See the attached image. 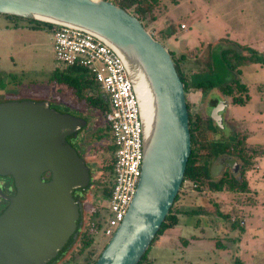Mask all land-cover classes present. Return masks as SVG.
I'll use <instances>...</instances> for the list:
<instances>
[{"label": "rangeland", "instance_id": "obj_1", "mask_svg": "<svg viewBox=\"0 0 264 264\" xmlns=\"http://www.w3.org/2000/svg\"><path fill=\"white\" fill-rule=\"evenodd\" d=\"M156 11L157 20L153 24L145 20L144 26L159 37V29L175 24L176 32L160 40L176 57L184 55L179 62L183 72L224 83L239 78L248 86L249 97L244 104L232 103L230 96L216 89L205 94L200 90L187 91L190 113L205 119L207 139L229 141L237 137L254 145L263 156L253 159V169L242 175L239 159L220 154L208 162L209 178L204 185L197 183L193 187V181L185 180L175 207H201L204 213L180 214L177 225L167 229V237L159 235L154 240L148 260L154 264H264V67L252 63L239 71L229 70L219 56L224 48L239 50L238 44L264 54V0H159ZM180 23L185 28L179 27ZM33 24L24 19L14 22L0 14V102L23 98L47 100L59 111L85 121L76 136H68L73 138L90 174L89 186L74 192L81 203V223L76 237L49 264H91L110 239L102 232L109 199L101 194L110 177L106 169L111 161V150L107 149L109 131L102 130L105 122L100 111L89 107L84 99L79 100L65 84L52 79L54 71L59 72L64 66L55 60L51 31ZM221 38L226 39L219 41ZM234 95L244 98L246 94L236 90ZM211 98L224 106L218 105L215 111ZM214 112L215 116L217 112L222 116V125L213 117ZM100 132L102 137L98 139ZM225 170H233L238 182L246 178L247 191L208 189V182L218 180ZM98 220L100 229L93 226ZM233 220L243 230L232 227ZM85 230L92 236V242L81 251L79 237Z\"/></svg>", "mask_w": 264, "mask_h": 264}, {"label": "water", "instance_id": "obj_2", "mask_svg": "<svg viewBox=\"0 0 264 264\" xmlns=\"http://www.w3.org/2000/svg\"><path fill=\"white\" fill-rule=\"evenodd\" d=\"M0 14L91 33L124 61L144 154L133 199L95 264H138L181 188L191 153L184 83L170 51L111 0H0ZM84 124L47 100L0 102V175H11L16 187L0 213V264H49L76 237L82 208L73 194L89 186L90 174L67 137Z\"/></svg>", "mask_w": 264, "mask_h": 264}, {"label": "trees", "instance_id": "obj_3", "mask_svg": "<svg viewBox=\"0 0 264 264\" xmlns=\"http://www.w3.org/2000/svg\"><path fill=\"white\" fill-rule=\"evenodd\" d=\"M111 1L119 5L123 9L127 10L128 12L137 16L142 21L143 25L145 23L144 22L145 20H148L150 22V21H155L158 18L156 7L159 6V0H111ZM172 1H177V0H172ZM2 15L8 18L9 20H14V22H16L17 20L24 19L31 23H34L33 24L34 27L45 26L50 31H52V29L54 28V25L39 20L28 19L24 17H18L7 14H2ZM181 24L183 23H180V25ZM175 32H176V26L175 24L171 23L168 28L158 30L157 33L159 37L157 36L154 37L160 40L162 37L170 36ZM225 39L226 38H221L219 41H223ZM238 46L240 47L239 50L237 48L221 49V51L219 52V56H220V61L224 67H226L229 70H237V71H239L240 67L252 63H259L264 67V54L260 53L257 49L245 44H238ZM170 53L175 62L180 78L184 83L185 94L190 89L200 90L202 94H205L210 89L216 88L218 89V92L220 94L230 96L231 102L234 104H244L247 101L249 97L247 93L248 86L242 83L239 78H234L232 81L225 83L224 81L215 82L213 78L211 77L208 78V76H206L205 80H203L202 78L200 79L201 77L200 74L194 72L187 74V72H183L179 68V62L184 60L183 54H181L179 57H176L172 51H170ZM208 73H209L208 75L211 76L212 73L211 74L210 72ZM52 79L59 83L65 84L67 87H69L72 90L73 94L79 100L84 99L85 103H87L89 107L96 108L98 111H100L101 114L103 115V119L105 122L104 128H102V130L105 129L107 132L109 131L108 123L105 120V113L108 111V101L104 93L102 95L99 84L95 82L94 78L86 68L81 66H66L63 67L61 70H59V72L58 70H55L52 75ZM236 90H238L239 93H245L246 95L244 96V98H242V96L234 95ZM89 91H95V94L92 92L91 94H89ZM215 100L213 102H217L216 98ZM187 108H188L189 121H190L189 124H190V135H191V153L187 161L183 182L189 179L193 181L196 184V186L197 183L204 185L205 179L209 178L208 166H207L208 162L211 161L213 157L218 156L220 154H226L231 157H235L236 159H239L241 163L240 172L242 175H245L246 172L253 169V164H252L253 159H255L256 157L263 156L261 155V151L258 153V150L254 145L246 144L244 140L241 141L237 137H233V139L229 141H222V140L210 141L209 139H207V136L204 134L206 129L204 124L205 119L202 118L199 114H197L195 117L192 116V114L190 113V106L188 101H187ZM101 137H102V132L98 134L97 138L101 139ZM67 140L72 144V146L75 147L72 137H67ZM75 149L77 150V148ZM107 149L111 150V161L108 165H106V169L109 171L110 174L109 181L104 183L101 189L102 191L101 194L102 197L104 198L109 197L113 185L112 169H113L114 146L112 144H107ZM262 149L264 148L262 147ZM78 154L82 156L79 152ZM198 187L200 186L198 185ZM208 187H209L208 189L214 191H223V190L247 191V189L249 188L248 180L244 178L243 180H241V182H238L237 178L233 173V170L230 171L225 170L218 180L215 181L210 180V182H208ZM179 194L180 191L177 193L174 202L168 214L166 215L164 221L162 222L160 229L158 230L157 234L152 240L151 245L154 242V240L159 235H161L166 229L173 227L178 223V216H177L178 214L197 215L200 213H204V209L201 207H198L196 209L176 208L175 205L179 197ZM231 225L232 227L238 226L242 229L240 223L235 220L232 221ZM93 226H95V228L97 229H100L101 228L100 220L96 221L95 224H93ZM79 241L81 243V247H82L81 251H82L91 244L92 236L86 230L82 231L79 237ZM183 242L184 244H186L187 240L184 239ZM150 247L143 254L138 264H144V263L154 264L151 260H148V252ZM99 255L97 256V258L99 257ZM97 258L93 259L91 261V264H95ZM87 260L90 261L89 258Z\"/></svg>", "mask_w": 264, "mask_h": 264}, {"label": "built area", "instance_id": "obj_4", "mask_svg": "<svg viewBox=\"0 0 264 264\" xmlns=\"http://www.w3.org/2000/svg\"><path fill=\"white\" fill-rule=\"evenodd\" d=\"M51 34L55 60L64 67L86 68L108 101L105 120L114 146L113 185L102 232L111 237L127 212L141 174L143 126L136 93L124 61L107 43L66 26H54Z\"/></svg>", "mask_w": 264, "mask_h": 264}, {"label": "flooded vegetation", "instance_id": "obj_5", "mask_svg": "<svg viewBox=\"0 0 264 264\" xmlns=\"http://www.w3.org/2000/svg\"><path fill=\"white\" fill-rule=\"evenodd\" d=\"M218 102L214 104L216 107ZM51 107L57 109L56 107L50 105ZM58 110V109H57ZM83 157V156H82ZM49 176V174H48ZM16 194V187L14 179L11 175H0V213L8 206L9 200L6 197H11ZM74 195V194H73ZM76 196H74L75 198Z\"/></svg>", "mask_w": 264, "mask_h": 264}, {"label": "crops", "instance_id": "obj_6", "mask_svg": "<svg viewBox=\"0 0 264 264\" xmlns=\"http://www.w3.org/2000/svg\"><path fill=\"white\" fill-rule=\"evenodd\" d=\"M155 21H156V20H155ZM155 21H151L150 24H153ZM213 89H216V88H213ZM216 90L218 91V89H216ZM217 91H216V92H217ZM218 93H219V92H218ZM201 94H202V93H201ZM215 94H216V93H215ZM214 100H215V98H211V99H210V104H211V102H213ZM215 101H216V100H215ZM213 103H216V102H213ZM211 105H214V104H211ZM179 215H180V214L177 215V216H178V221H179ZM176 225H177V224H176ZM174 226H175V225H174ZM174 226H173V227H174ZM170 228H172V227H170ZM168 229H169V228H168ZM166 235H167V229H166V230L160 235V237L166 238V237H167ZM163 242H167V241H163Z\"/></svg>", "mask_w": 264, "mask_h": 264}]
</instances>
